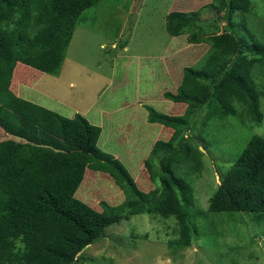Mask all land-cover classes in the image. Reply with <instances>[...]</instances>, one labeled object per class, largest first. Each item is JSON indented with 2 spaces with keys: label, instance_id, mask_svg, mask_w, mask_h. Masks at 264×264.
<instances>
[{
  "label": "trees",
  "instance_id": "16d2710c",
  "mask_svg": "<svg viewBox=\"0 0 264 264\" xmlns=\"http://www.w3.org/2000/svg\"><path fill=\"white\" fill-rule=\"evenodd\" d=\"M100 1L0 0V129L8 137L0 141V264H85L88 246L103 240L110 226L140 214L174 218L179 237L171 245L190 247L198 233L189 213L194 190L175 166L192 161L202 166L204 153L185 143L194 115L200 109L209 111L208 118L236 115L239 103L256 123L264 120V91L252 79L255 65L264 64V44L236 32L242 27L236 16L249 13L252 0H213L210 8L225 14L226 26L208 37L191 30L204 9L171 10L169 35L189 34L190 43H207L211 53L201 68L184 69L177 93L165 94L185 108L180 115L149 108L150 122L172 134L157 140L144 161L145 178L159 186L141 189L120 160L98 147L101 127L82 114L62 116L13 90L19 80L30 85L41 73L59 72L83 14ZM88 169L114 180L125 195L121 206L104 202L98 210L77 198ZM209 211L264 220V138L248 142L222 177Z\"/></svg>",
  "mask_w": 264,
  "mask_h": 264
},
{
  "label": "rangeland",
  "instance_id": "374dc122",
  "mask_svg": "<svg viewBox=\"0 0 264 264\" xmlns=\"http://www.w3.org/2000/svg\"><path fill=\"white\" fill-rule=\"evenodd\" d=\"M212 1L101 0L83 14L59 72L32 77L30 85L19 80L13 90L67 118L76 112L86 115L102 129L98 147L120 160L141 189L153 190L159 183L145 178L144 161L156 141L172 133L151 123L149 110L180 115L185 108L165 94L177 93L184 69L201 68L211 53L207 43H190L189 34L170 36L166 16L183 7L185 12L204 9L191 30L204 37L218 35L225 30V14L211 9ZM236 20L242 23L236 30L240 37L254 36L264 44V0H252L250 12ZM252 79L264 91V64L255 65ZM260 103L264 114V95ZM235 107L236 115L226 117L208 118L209 111L198 110L185 143L204 153L202 166L197 161L175 166L194 190L189 213L198 233L193 244L171 245L179 237L174 218L140 214L110 226L103 240L84 250L85 264H264V220L251 213L209 211L222 177L248 142L264 138V120L256 123L242 104ZM6 138L0 129V141ZM77 198L100 210L104 202L121 206L125 195L106 173L88 169Z\"/></svg>",
  "mask_w": 264,
  "mask_h": 264
},
{
  "label": "crops",
  "instance_id": "0c3cea01",
  "mask_svg": "<svg viewBox=\"0 0 264 264\" xmlns=\"http://www.w3.org/2000/svg\"><path fill=\"white\" fill-rule=\"evenodd\" d=\"M78 112H76V114H77ZM84 115V114H83ZM85 117H87L86 115H84ZM88 118V117H87ZM89 119V118H88ZM90 121H91V119H89ZM92 122V121H91ZM93 123V122H92Z\"/></svg>",
  "mask_w": 264,
  "mask_h": 264
},
{
  "label": "water",
  "instance_id": "95a60500",
  "mask_svg": "<svg viewBox=\"0 0 264 264\" xmlns=\"http://www.w3.org/2000/svg\"><path fill=\"white\" fill-rule=\"evenodd\" d=\"M89 247V246H88Z\"/></svg>",
  "mask_w": 264,
  "mask_h": 264
}]
</instances>
